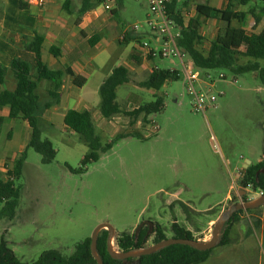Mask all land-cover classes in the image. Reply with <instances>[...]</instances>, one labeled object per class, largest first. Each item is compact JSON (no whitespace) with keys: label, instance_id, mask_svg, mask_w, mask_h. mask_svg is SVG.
I'll return each instance as SVG.
<instances>
[{"label":"rangeland","instance_id":"rangeland-1","mask_svg":"<svg viewBox=\"0 0 264 264\" xmlns=\"http://www.w3.org/2000/svg\"><path fill=\"white\" fill-rule=\"evenodd\" d=\"M234 3L238 5L237 0ZM239 6L245 15L233 26L262 31L264 0ZM113 8L117 14L112 21L121 32L138 24L142 25V36L147 35L146 21L151 13L145 0H114ZM96 9L106 12L102 4ZM251 9L262 20L255 28L249 26ZM60 14L68 17L65 11ZM210 22L203 23L209 32L202 35L205 40L201 48L205 51L217 28L224 26L213 27ZM200 23L198 31H203ZM126 49L130 51L131 45ZM184 61L189 63L190 58ZM254 61L264 68V59L240 58L239 64ZM95 62L106 69L122 65L112 61L107 52L98 55ZM153 65L179 74L176 81H168L157 93L163 97V110L151 115L147 123L139 119L133 129L140 136L116 139L112 148L100 153L98 161L89 163L83 172L76 171L87 152L79 135L64 126L63 118H53L44 125L39 117L42 138L51 141L56 157L50 164H43L38 153L27 149L16 181L20 188L16 215L11 221L0 218V240L3 237L7 241L21 262L30 264L51 250L71 255L98 225L105 223L115 231L114 251H118L117 235L136 233L149 227L148 223H152L149 234L156 223L167 238H173L171 225L176 222L192 231L195 238L208 241L213 225L231 205L260 196V191L241 187L244 171L241 175L239 172L264 155V86L257 73L201 70L204 82H197L196 89L209 91L216 101L200 113L193 109V97L187 91L179 61L156 59ZM148 75L149 71L138 75L132 72L129 82L117 88L116 101L123 109L131 111L154 100L153 90L141 87ZM68 108L71 105L62 107L63 115ZM96 108L97 114L91 111V115L103 144L130 131L121 124L127 116L106 120ZM26 142L20 121L5 122L0 127V159H13L24 151ZM239 218L231 230V243L211 249L208 259L200 264H264V204ZM212 219L216 220L210 226ZM152 239L153 235L145 248L153 245Z\"/></svg>","mask_w":264,"mask_h":264},{"label":"trees","instance_id":"trees-1","mask_svg":"<svg viewBox=\"0 0 264 264\" xmlns=\"http://www.w3.org/2000/svg\"><path fill=\"white\" fill-rule=\"evenodd\" d=\"M103 0H82L79 14H84L102 4ZM250 0H237L239 5H246ZM176 0H171L167 6V13L171 20L178 27L180 37L178 45L187 54L193 64L200 70L227 69L235 74L254 72L257 73L262 85L264 86V68L257 61L239 64L240 58H251L254 60L264 59V29L260 32H248L241 27H234L233 23L240 24L245 13L236 11L234 0H229L225 9L217 10L208 6H196V14L207 19L218 18L224 23L219 30L216 38L211 42L209 49L205 52L199 46L202 44V36L198 32V22L190 20L187 24L183 23V18L175 10ZM23 8L24 5L20 4ZM69 3L64 5L68 10ZM111 13L114 14L112 10ZM254 20L259 22L261 17L255 14V9H251ZM261 13H264L262 8ZM8 41L11 39L7 38ZM98 36L89 39V44L94 45ZM137 43L143 38H134ZM129 40V37L124 41ZM122 42V41H119ZM43 38L35 36L24 48L34 54L36 69L33 75L30 74L31 68L27 62L14 59L6 68L0 64V85H3L9 71L12 72L15 87L13 90L4 89L0 91V112L3 108H8V118L11 120L26 121L30 128V136L24 151L14 160L12 168L6 172V178L0 176V218H6L11 221L19 205L20 188L16 186V181L22 173V168L26 159L27 149H33L41 156L43 164H50L56 157V150L50 140L42 138L38 127V116L40 113V102L37 95L39 80H47L53 83L52 90L49 92L51 99L57 102L61 90L62 79L69 76L72 83L77 87H82L85 83L83 77L77 76L69 68L64 70L50 69L41 58ZM50 53L57 58L60 50L53 46ZM179 74L176 70L164 71L154 68L141 83V87L154 91V100L145 103L139 107L126 111L116 101V90L129 82V71L123 67H115L110 75L103 81L99 88L100 103L98 106L101 116L106 119H112L117 115L129 117V132L119 134L109 143L103 144L100 137L95 132V125L90 111L68 110L64 116V124L67 129L79 135L87 146V152L81 160V167L76 170L83 172L85 167L99 159L100 153H105L112 148L116 139L125 136H140L133 129L134 124L141 119L147 123L148 118L161 112L164 107V100L157 93L168 81H176ZM3 118L0 116V126ZM75 171V172H76ZM242 188L250 187L253 191L264 192V158L259 163L251 165L244 170L240 179ZM239 210L226 222L215 247L227 246L231 243V230L236 222L240 220L239 215L244 212ZM149 227L140 228L136 233H122L116 236V247L119 252L139 251L145 248V245L153 235L152 243L156 244L168 239L163 228L159 224H154L151 234L148 233ZM173 238L198 240L193 233L180 226L176 222L171 225ZM108 231L103 229L98 235L96 251L103 264H200L205 262L209 251H199L186 245H170L163 247L149 255L138 258H127L123 260L112 258L107 252ZM91 238H87L79 243L71 255L51 250L44 252L36 261L30 264H97V261L91 254ZM0 264H28L21 262L13 251L8 247L7 241L2 237L0 240Z\"/></svg>","mask_w":264,"mask_h":264},{"label":"crops","instance_id":"crops-1","mask_svg":"<svg viewBox=\"0 0 264 264\" xmlns=\"http://www.w3.org/2000/svg\"><path fill=\"white\" fill-rule=\"evenodd\" d=\"M81 1L82 0H61V4H59V0H46L44 5L38 6L33 0H0L1 65L8 68L12 60L19 59L29 64L31 68L30 74L33 75L36 69L35 57L34 54L26 50L24 46L32 41L35 36H41L43 38L41 58L47 67L60 70L69 68L75 75L85 79L84 85L82 87H77L72 83V79L69 76H64L57 102L51 99L49 95L53 83L47 80L38 81L37 95L40 102L38 120L40 117L44 125H47L53 118H63L64 124L65 114L63 115V111L61 110L63 106L71 105L72 108H68V110L96 111L97 114L96 107H98L100 103L99 88L112 70L118 67L112 66L108 69L102 67V63L95 62L98 55L107 52L110 54V59H112V61L118 60L121 62L122 65L120 66L124 65L123 67L129 71V80L132 72L138 75L142 72L149 71L150 74L155 68L153 65L154 60H147V58L143 56V52L139 49L134 37L128 36L129 40L126 43L124 41L119 42L118 33H122L123 31L121 32V30L113 24L114 21H112L117 14L116 9L113 8L114 14L111 12L98 11L96 8L84 14H79ZM180 1L181 2L176 0V12L183 18L184 24H187L188 21L193 19L197 22L201 21L200 27L203 31L199 30L198 32L200 36H202L203 33L208 32V27H206L205 24H212L210 21H213V27H216V24H221L223 22L218 18L207 19L196 14V6L202 5L217 10H223L227 6L229 0ZM67 2L69 3L68 10L64 8ZM76 2H78V4H76ZM20 4L24 5V7L21 8ZM190 4H192V7L189 10ZM239 7V4L235 5L234 9L240 11ZM61 11H65L68 17L62 16L60 14ZM261 21L262 20L259 22L261 23ZM259 22H256L253 18L249 26L255 28L260 24ZM202 25L205 27L204 29ZM221 28L222 27L217 28L214 38L209 41L208 49ZM242 29L256 33L255 30ZM97 36L98 39L95 41L94 45L91 46L89 44V39H94ZM147 36L149 38L150 35H143L141 38L146 39ZM7 38H10L11 41H8ZM203 40L205 39L203 38ZM127 45H131L130 51H127V49L125 50ZM53 46H56L60 50V55L57 58L50 53V48ZM201 46L202 44L199 48L205 51ZM44 53H46V55ZM118 53H120L121 56H118ZM14 87L15 80L12 72L9 71L4 84L0 85V91L4 89L13 90ZM43 98L45 100H43ZM0 116L3 118L2 124L8 121H11V123L20 121L22 131L25 132L26 141L28 142L30 128L26 121L9 119L8 108H3L0 112ZM121 124L129 128V117ZM38 127L40 129L39 122ZM134 127H137V124H134L133 128ZM7 136L10 140L12 138V131L9 132ZM17 157L18 155L14 156L11 160H7V158L0 159L1 177L4 179L6 178V172L12 168L13 162ZM263 158L264 155H262L256 163L262 161ZM247 163L249 164V162ZM244 170L239 171L240 175L241 171ZM229 199L230 196L227 195L226 200ZM215 220L216 219L210 220L209 225L211 226ZM197 239L199 240L200 238Z\"/></svg>","mask_w":264,"mask_h":264},{"label":"built area","instance_id":"built-area-1","mask_svg":"<svg viewBox=\"0 0 264 264\" xmlns=\"http://www.w3.org/2000/svg\"><path fill=\"white\" fill-rule=\"evenodd\" d=\"M38 6L44 5L46 0H33ZM171 0H145L148 5L150 15L147 18V34L148 39H141L137 43L139 49L143 52V56L150 60L156 59H169L172 62L179 61L181 64L186 88L190 95L193 97V109L195 112L204 113L216 101V96L211 95L209 91L202 92L196 89V83H203L201 78L200 69L196 67L190 60L185 63L187 54L178 45L180 37L177 25L171 20L167 13V6ZM114 0H103L102 5L106 12L113 10ZM142 25L135 24L130 29L124 30L119 36V41H125L129 37H140ZM209 77V76H208ZM262 192L259 193L261 195Z\"/></svg>","mask_w":264,"mask_h":264},{"label":"water","instance_id":"water-1","mask_svg":"<svg viewBox=\"0 0 264 264\" xmlns=\"http://www.w3.org/2000/svg\"><path fill=\"white\" fill-rule=\"evenodd\" d=\"M243 194L245 192L243 191ZM264 204V192L256 199H253L248 202H239L234 205H231L225 212H223L218 220L213 225L212 231H211V238L208 241H201V240H188V239H176V238H168L165 239L159 243L153 244L149 247H146L139 251H132V252H119L114 251L112 247V241L114 238L115 231L109 224H100L96 227L94 230L91 238V244H90V250L91 254L94 257V259L97 261V264H103L102 260L97 254L96 251V244H97V238L101 230L106 229L108 231V237H107V252L108 254L114 258V259H127V258H138L141 256L149 255L163 247L170 246V245H186L189 247H192L199 251H209L213 249L219 239L220 232L226 222L232 217V215L239 211H247V210H253L256 209ZM151 223H149V227H151Z\"/></svg>","mask_w":264,"mask_h":264}]
</instances>
